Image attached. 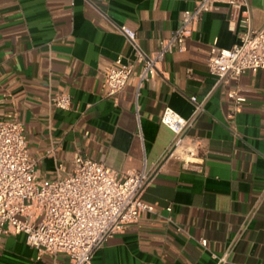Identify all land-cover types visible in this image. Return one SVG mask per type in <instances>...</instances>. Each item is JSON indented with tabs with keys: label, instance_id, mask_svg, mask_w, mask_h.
Returning <instances> with one entry per match:
<instances>
[{
	"label": "crops",
	"instance_id": "1",
	"mask_svg": "<svg viewBox=\"0 0 264 264\" xmlns=\"http://www.w3.org/2000/svg\"><path fill=\"white\" fill-rule=\"evenodd\" d=\"M196 1L0 0V121L22 124L40 180L70 172L77 151L118 174L152 168L174 140L161 122L165 108L189 118L190 97L204 103L189 132L201 141L203 170L167 160L142 195L155 212L109 238L92 264H264V69L217 85L207 63L213 44L241 42L229 8L206 12L186 50L167 54L140 90L132 77L107 94V70L119 56L134 58L117 26L137 31L152 53ZM242 11L254 29L264 26V0H247ZM236 89L246 97L239 110L228 95ZM61 93L72 96L68 110L51 102ZM0 264L70 260L15 233L0 236Z\"/></svg>",
	"mask_w": 264,
	"mask_h": 264
},
{
	"label": "built area",
	"instance_id": "2",
	"mask_svg": "<svg viewBox=\"0 0 264 264\" xmlns=\"http://www.w3.org/2000/svg\"><path fill=\"white\" fill-rule=\"evenodd\" d=\"M246 3L247 0H197L194 8L182 12L179 27L152 53L140 45L137 31L117 26L132 44L134 58L124 61L119 56L107 70V94H120L132 77L140 90L144 82L154 77L167 54L186 50L187 41L203 15L222 5L230 10V28L241 26L242 31L239 44L232 48L213 44L209 50L208 69L216 77V84H226L248 70L264 69V26L252 27L250 16L242 13ZM228 95L237 110L246 101L239 89L230 90ZM190 100L195 109L189 118L170 106L165 108L161 122L174 132V140L161 158L152 168L126 174H118L77 151L70 172L42 181L38 160L29 152L22 124L0 121V236L24 233L27 243L40 252L64 253L70 264H92L95 253L109 238L138 221L144 212H155V206L144 201L142 195L167 160L177 159L187 168L203 170L201 141L189 132L204 103L197 96ZM51 102L68 110L72 96L56 94ZM201 244L207 246L208 240L203 238Z\"/></svg>",
	"mask_w": 264,
	"mask_h": 264
}]
</instances>
